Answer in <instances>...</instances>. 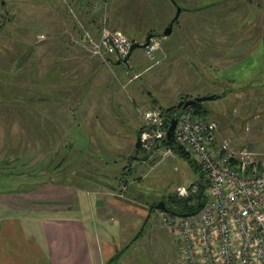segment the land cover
<instances>
[{
    "label": "rangeland",
    "instance_id": "rangeland-1",
    "mask_svg": "<svg viewBox=\"0 0 264 264\" xmlns=\"http://www.w3.org/2000/svg\"><path fill=\"white\" fill-rule=\"evenodd\" d=\"M219 1L177 0L185 9L181 24H215L219 7H212ZM235 2L239 21L247 17L248 6L254 23L238 25L233 68L238 78L220 84L213 67L198 59L197 51L190 53L194 47L209 51V43L191 42L174 58L162 55L163 45L153 59L137 48L120 64L86 51L83 27L95 36L106 27L145 42L169 25L163 24L167 15L172 20L177 14L172 0H0V191L56 187L59 192L65 184L106 189L136 206L165 202L170 207L171 197L192 206L194 197L180 196L178 188L191 189L204 177L186 149L193 163L174 151L165 155L166 147L134 168L130 158L138 135L151 131L143 112L165 117L182 100L212 95L220 97L203 103L204 118L186 110L218 123L219 144L231 140L235 152L260 151L264 0ZM147 153L141 148L142 156ZM154 210L149 223L138 227H144L142 235L133 242L125 236L115 259L120 257L109 264H180L179 240L163 225L162 211Z\"/></svg>",
    "mask_w": 264,
    "mask_h": 264
},
{
    "label": "crops",
    "instance_id": "crops-1",
    "mask_svg": "<svg viewBox=\"0 0 264 264\" xmlns=\"http://www.w3.org/2000/svg\"><path fill=\"white\" fill-rule=\"evenodd\" d=\"M235 3V0L215 2L212 8L219 7V19L212 25L181 24L179 19L185 11L182 7L171 35L163 37L162 55L174 58L191 42L209 43V51L201 53L194 47L190 53L196 56L197 51L198 59L213 67V76L220 84L237 79L239 72L233 68L237 65L235 54L242 31L239 26L252 25L254 14L246 6L247 17L239 21L236 16L239 7ZM173 19L167 15L163 24L170 25ZM163 31L161 28L154 34L161 35ZM255 59L257 62L258 57ZM256 62L252 68L257 66ZM139 162L144 161L132 162L131 168ZM60 188L59 192L56 187L0 191V264H108L120 252L121 244L127 240L124 237L129 235L132 242L137 240L144 231V227L138 231L139 225L142 222L147 225L152 215H156L149 205L136 206L133 200H124L106 189L97 191L65 184Z\"/></svg>",
    "mask_w": 264,
    "mask_h": 264
},
{
    "label": "built area",
    "instance_id": "built-area-1",
    "mask_svg": "<svg viewBox=\"0 0 264 264\" xmlns=\"http://www.w3.org/2000/svg\"><path fill=\"white\" fill-rule=\"evenodd\" d=\"M163 39L155 36L144 48L149 58L155 57ZM83 41L91 56L114 61L127 58L134 42L106 27L97 36L83 27ZM143 115L151 131L140 135L142 149L161 150L168 138L164 117L153 111ZM217 130V122L195 118L193 112L185 110L180 116L173 139L193 155L204 173L208 201L197 214L162 211V223L179 240L180 264H264V142L259 152L249 148L235 152L231 140L218 143ZM172 152L169 148L165 155ZM178 191L192 197L199 187L182 186Z\"/></svg>",
    "mask_w": 264,
    "mask_h": 264
},
{
    "label": "water",
    "instance_id": "water-1",
    "mask_svg": "<svg viewBox=\"0 0 264 264\" xmlns=\"http://www.w3.org/2000/svg\"><path fill=\"white\" fill-rule=\"evenodd\" d=\"M172 2L177 7V14H176L175 18L173 19V21L171 22V24L164 29V31H163V33L161 35H156L154 33H151V34H149L147 36L145 42H143V43L138 42V41L133 42L128 57L125 58L124 60L118 61V64H120L122 62L128 63L130 57L133 54V52L137 48H145L146 46H148L150 41H151V39L154 38L155 36L166 37V36H170L171 35L172 30H173V25H174L175 21L179 18L180 14L184 10L182 7H180L178 5L177 0H172ZM217 97H220V96L212 95V96H208V97H199V98H195V99L182 100L177 106V110L178 111L173 116H171L170 118L169 117H164L163 123H164V126L168 129V140H172L173 139L175 131H176V128H177V125H178L179 118H180V116L184 113V111L187 108H189V107H191V106H193V105H195L197 103H204L205 101L216 99ZM159 147H160V145L157 146V148H159ZM141 148H142V142H141V137L139 135L138 139H137V143L135 145V155L131 158L132 162L137 161L139 159L142 160V161L149 160L152 152H149L145 156H142ZM156 209L159 210V211H166L167 208H166L165 202H160L159 204H157L156 205ZM183 216H186V215H183Z\"/></svg>",
    "mask_w": 264,
    "mask_h": 264
},
{
    "label": "trees",
    "instance_id": "trees-1",
    "mask_svg": "<svg viewBox=\"0 0 264 264\" xmlns=\"http://www.w3.org/2000/svg\"><path fill=\"white\" fill-rule=\"evenodd\" d=\"M175 22H177V20ZM134 42H136V41H134ZM114 63H118V61H114ZM191 108L194 110L195 114L200 116L201 118H204V116H207V114H208L207 110L203 106V103H197V104H195V105H193V106H191V107H189L187 109H191ZM177 111H176V107H174L172 109H169L167 111V113H166L167 116L165 115V117H169L170 118ZM164 147H166L168 149L169 148L172 149L174 152L179 154L185 160L190 161V158L187 155V153L185 152V150H183V147L175 145L174 139H172V140H168V139L164 140L162 142V144H161V148H164ZM131 158H130V164L132 163L131 162ZM190 162L193 163L192 161H190ZM203 177H204L203 182H200L198 184L199 191H198L197 195L192 196V198L194 197V199H195V203L192 206L189 204L188 200L182 201V200H178L177 198L171 197V199L169 201V204H170L171 208L168 207L167 204L165 203L167 210L163 211V212H167V213L173 214V215H180V216L192 215V214L199 213L204 208V206H205V204L207 203V200H208V196H207V192H206L207 188H208V183H207V181L205 179L204 173H203ZM151 208H152V210L156 209V205H152ZM119 257H120V255L116 259L115 258L112 259L110 261V263H114V261H116Z\"/></svg>",
    "mask_w": 264,
    "mask_h": 264
}]
</instances>
